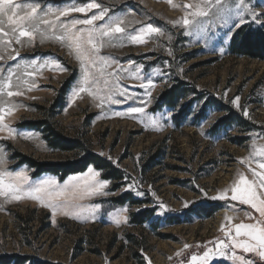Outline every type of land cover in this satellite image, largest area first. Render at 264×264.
Segmentation results:
<instances>
[{"label": "rangeland", "instance_id": "1", "mask_svg": "<svg viewBox=\"0 0 264 264\" xmlns=\"http://www.w3.org/2000/svg\"><path fill=\"white\" fill-rule=\"evenodd\" d=\"M37 2L56 11L81 7L90 0ZM96 2L108 9L105 18L95 22L97 29L117 19L125 28L111 39L98 40V46L103 45L98 52L83 46L81 54L92 75L89 86L99 90L100 98L88 92L73 95L83 77L82 62L68 40L52 38L53 32L62 34L61 23L70 26L97 9L60 17L54 30L41 25L48 36L43 41L37 33L31 43L23 38L22 44L13 41L6 50L0 46L4 57L0 79L11 68L15 73L11 90L23 92L13 97L0 94V100L15 106L4 120L8 128L0 130L4 159L0 170L26 175L21 185L24 193L45 180L55 181L49 188L53 193L66 186L67 192H76L75 198L53 200L44 194L42 199L0 196V256H30L54 264H190L193 255L215 249L218 240L230 244L222 224L226 230L260 219L251 205L231 199V187L240 174L252 179L250 167L260 171L258 162H264L259 156L250 159L254 147L264 145V59L232 54L230 44L240 27L264 26L235 8L238 0H222L229 9L222 14L230 17L227 24L213 8L208 17L197 18L199 26L187 27L172 22L191 11L184 4L198 0H173L177 7L168 0ZM251 3L257 12L264 11L260 0ZM237 12L242 13L243 24ZM148 23L163 34L146 36L144 43L131 41L130 36ZM82 27L89 26L76 25L77 30ZM17 51L20 55L9 59ZM46 61L49 64L41 68ZM88 61H95V66ZM29 64H35V69L25 67ZM29 72L34 74L28 76ZM16 77H20L19 88ZM149 80L152 87H142ZM180 84L185 95L175 107L161 103L162 94ZM236 97L239 106L232 103ZM132 108L143 111L133 113ZM51 113L60 134L83 141L112 161L124 177L107 179L103 170L90 166L100 173L97 179L108 181L103 194L90 195L89 168L61 179L48 173L36 176L35 169L20 163L18 153L40 162H65L78 155L53 148L46 133L25 126ZM223 119L227 121L219 125ZM226 189V199H211ZM125 194L139 203L115 201ZM147 209L153 210L147 221L135 223L133 216ZM236 252L264 264L254 253ZM209 264L239 262L217 255Z\"/></svg>", "mask_w": 264, "mask_h": 264}, {"label": "snow or ice", "instance_id": "2", "mask_svg": "<svg viewBox=\"0 0 264 264\" xmlns=\"http://www.w3.org/2000/svg\"><path fill=\"white\" fill-rule=\"evenodd\" d=\"M264 3V0H260ZM168 3L177 7L173 4V0H168ZM183 7L191 11H186V14L181 17V19L173 21V24H183L184 26H190L196 23L199 26L198 17H208L212 12L213 8L217 9V16L223 19L224 24L228 23L230 17H225L222 15L229 11L228 7L222 6V0H198L195 3L184 4ZM237 9H242L243 12L247 13L254 22L264 26V21L260 20V17H264V11L257 12L255 7L251 3V0H238L234 5ZM92 9H97L98 11L91 15L89 18L84 20H73L71 25L61 23L59 26L62 29V34L60 36H55L53 32L52 38L59 39L61 41L68 40L69 46L74 47L77 52V58L82 62V68L84 69L82 80L79 85L73 89V95L78 96L80 93L88 92L89 95H93L94 98H100L98 95V89L93 90L89 86V81L92 79V75L85 64V58L81 54L83 52V46L90 45L92 49L96 52L99 51L97 41H102L104 37H109L110 39L116 34H122L125 32V28L121 26L123 23L119 19L115 22L109 23L106 26H101L99 29L95 27V22L98 20H103L108 13L107 8H103L101 4L97 3L96 0H90L84 6L76 7H66L63 9H57L53 11L50 8L42 7L41 3L37 0H30V2L21 3L18 0H0V46L5 50L13 43L22 44L24 42L23 38H27V42L31 43L35 39L37 33L40 34L41 40L48 38L47 33L41 30V25H46L49 28L56 27L57 21H60V17H66L72 12L88 13ZM240 17L239 23L243 24L245 21L243 15L240 12L236 13ZM76 25H88L87 28L76 29ZM239 25H235L238 27ZM231 31V29H229ZM151 34L162 35L160 28L154 27L151 23H148L141 27L137 35L130 36L131 41L136 43H144L145 37ZM171 54V53H169ZM20 54L17 51L16 56H9V59L15 60ZM4 57L0 56V60ZM103 59V58H101ZM88 63L95 66V61H88ZM49 62H45V65H40L41 68L48 65ZM17 67H20L17 65ZM25 67H33L35 69V64L25 65ZM142 67V66H141ZM63 70V69H62ZM2 71V70H0ZM137 72L140 68L136 69ZM34 73L29 72L28 76H32ZM14 71L10 68L8 70V76L4 79H0V94H5L8 97L23 95L22 91H12L13 87V76ZM101 75H103V70L101 69ZM17 84L16 88L21 86L20 77H16ZM27 84V80L23 81ZM107 84V81H105ZM142 87H152L151 80L148 81L147 85H142ZM28 90H31L30 88ZM150 95V92L147 93ZM239 97H236L232 103L238 105ZM14 105L10 106L6 101L0 100V130L8 128V125L4 123L5 117L10 115L14 110ZM142 108H132L131 112L138 113L142 112ZM247 115V112L244 113ZM11 133L13 130L8 129ZM252 156H259L264 158V145L259 148L254 147V151L250 154V159ZM248 163L249 161H243ZM4 163L3 156H0V164ZM258 167L260 171L255 168L250 167V172L252 174V179H248L244 174L239 175V179L234 182L231 187V199L239 200L244 204L251 205L257 213H259L260 219L256 220L254 223H239L225 230V226L221 225V230L225 231V236L230 241V244L225 243L223 239L218 240L215 249H208L203 252L202 255H193L191 257L190 264H209L210 259L215 258L217 255L219 257H227L234 261H238L239 264H256V261L246 259L242 255H237L236 249H241L244 253H254L259 257L260 261H264V162H258ZM88 175L91 179V183L88 185V194H103V189L108 185V181H102L97 179L100 173L95 171L92 167L88 169ZM78 179L76 177L73 178ZM27 180V176L23 173L16 174L13 176L4 170H0V196L5 198H12L19 200L23 198L24 195H28L32 199H42V195H46L50 200L57 197H64L65 199H71L76 197V192H67V186L65 189H61L58 192H51L49 188L55 183V181L45 180L40 183L37 187L31 189L30 192L24 193L22 190V183ZM132 185H129V189ZM201 191H203L201 189ZM227 189L220 193L218 196L211 197V199H226ZM139 194V193H138ZM207 193H205V196ZM187 206V204L185 205ZM164 208V205H160ZM126 211V209H125ZM247 215V214H246ZM126 219V218H125ZM226 219L231 220L230 217ZM119 223V221H116ZM234 229V234H233ZM185 248L190 247L185 244ZM231 253V255H229ZM181 253H177L180 255Z\"/></svg>", "mask_w": 264, "mask_h": 264}, {"label": "trees", "instance_id": "3", "mask_svg": "<svg viewBox=\"0 0 264 264\" xmlns=\"http://www.w3.org/2000/svg\"><path fill=\"white\" fill-rule=\"evenodd\" d=\"M230 52L238 56H246L257 59H264V28L254 27L253 25H244L240 27L234 34ZM184 88L180 85L172 86L166 90L161 96V103L168 107H175L178 99L183 97ZM50 113V110H49ZM186 113V112H185ZM185 115V114H183ZM227 121L223 119L219 125ZM25 126L42 130L46 133L53 148L61 151H76L78 155L73 160L65 162H40L25 154L18 153L17 158L20 163H26L35 169V175L39 176L45 173L58 175L61 179H65L70 175L83 173L90 166L105 172L104 177L107 179L121 180L124 172L116 167L112 161L94 152L81 140L68 139L58 132L53 121L52 113L44 119L35 122H27ZM119 204L127 202L139 203L134 200L130 194H125L121 198H116ZM153 210L147 209L133 216V221L137 224H143L152 215ZM54 264L46 261H40L30 256H0V264Z\"/></svg>", "mask_w": 264, "mask_h": 264}]
</instances>
